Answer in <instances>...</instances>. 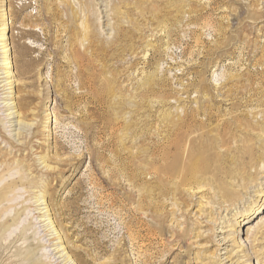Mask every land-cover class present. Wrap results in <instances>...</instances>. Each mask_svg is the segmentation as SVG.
I'll return each instance as SVG.
<instances>
[{
  "label": "rangeland",
  "instance_id": "rangeland-1",
  "mask_svg": "<svg viewBox=\"0 0 264 264\" xmlns=\"http://www.w3.org/2000/svg\"><path fill=\"white\" fill-rule=\"evenodd\" d=\"M3 3L15 67L0 73L13 71L22 124L0 134V148L31 170L14 163L1 182H25L6 213L2 260L264 264V0ZM172 115L186 120L168 138ZM151 199L172 214L164 231Z\"/></svg>",
  "mask_w": 264,
  "mask_h": 264
},
{
  "label": "bare ground",
  "instance_id": "bare-ground-1",
  "mask_svg": "<svg viewBox=\"0 0 264 264\" xmlns=\"http://www.w3.org/2000/svg\"><path fill=\"white\" fill-rule=\"evenodd\" d=\"M50 4L51 3H49L48 2V9H49V11H51V8H50ZM3 6V7H2ZM1 7L3 8L2 10H0V11H3L2 13V15L0 14V17H3V20H2V28H1V34H0V41H2V43L0 44L1 46H2V49H3V55H4V58H3V64H0V65H3V66H5V69H11L12 67H15L14 65H13V62L10 60L11 59V57H10V52L12 51V48L10 47V44L8 43V37H6V33L8 32V31H10L11 30V27H10V24H9V22H8V20H7V17L6 16H4V15H6L7 13L6 12H8V7L6 6V4L5 3H3V5H2ZM5 12V13H4ZM83 25H84V37H87L88 36V34H89V24L84 20L83 21ZM86 39V38H85ZM10 60V61H9ZM1 62V61H0ZM2 68H0V70H1ZM12 70H5V72L4 73H0V97L3 95V97H1V98H3V99H5V100H7V101H3L1 104H3V107H1L0 106V112H2L3 110L4 111H8L7 113H5V114H0V134L1 133H4V135L6 136V134H8V133H11V131H12V129L9 131L8 129L10 128V127H13V126H17V125H20V124H22V122H21V119H19L17 122H18V124H15L14 125V122H16V121H14L13 119L15 118V117H20V113H18L19 112V110H14V109H16V108H21L22 107V103L18 100V102L17 101H15L14 99H16V96H14V94H13V91H10L11 89H13L14 88V83H15V81H13V80H11V78H12ZM2 74H5V76L3 75V76H1ZM18 74H20V73H18ZM4 83V84H3ZM9 86V87H8ZM7 93H10L9 95H4V94H7ZM0 104V105H1ZM5 108V109H4ZM3 109V110H2ZM12 110V111H11ZM14 110V111H13ZM3 111V112H4ZM9 111H11V112H9ZM17 113V116L15 115ZM2 115H4V117H2ZM168 115H170V114H168ZM170 117V116H169ZM171 118V117H170ZM186 119H185V117L183 118V117H181V116H173L172 115V125H173V127L172 128H169V129H166V130H164V132H166L167 133V135H166V137H168V138H170L174 133H175V131L176 130H178V129H180V128H182L183 126H184V121H185ZM48 121H49V123L50 122H53V117H51V115L48 117ZM11 124V125H9V126H7V124ZM263 128H264V126H263ZM262 128V131H264V129ZM24 132H22V130H19L18 131V133L17 134H15V136H20V135H22ZM25 134V133H24ZM10 135H12V134H10ZM34 136V135H33ZM21 137V136H20ZM24 137V136H23ZM22 137V138H23ZM27 136H25V142L22 144V145H25L26 143H28V144H30L31 142H32V138L30 139L29 138V140L26 138ZM192 149L193 148H191L190 147V150L188 151V156L190 157V159L191 160H193L194 159V152H196V151H194L193 150V152H192ZM10 154L11 153H4V152H2V149L0 148V161H1V165H0V167H2V165L5 163V167L2 169V170H0V244H2V242H3V238L5 239V236H4V234L8 231V229L9 228H7L8 226H11L12 224H10L9 222L11 221V220H13V218L12 219H10V217H6V213L12 208V204H10V202L14 199V198H16V196H17V192H16V189L19 187V185H21V184H23L24 185V183L25 182H23V180H24V176H20L18 179H12V180H10V181H8L7 183H5L3 186H1V182L2 181H4V177H5V175H6V173H5V171H10L11 169H12V166L14 165V163H17V165H16V167L17 168H19L18 169V172H21V171H23V168H25V170L26 171H30L31 170V165H27V164H24L22 161H19V159H16V158H13V163H12V165L8 162L9 160H10ZM196 157V156H195ZM41 159H43V158H41ZM196 159V158H195ZM194 159V160H195ZM43 161V163H46V160H42ZM45 167L46 168H48V169H51L52 167L49 165V164H46L45 165ZM149 175L152 177V179H156V178H158V175H159V171L158 170H153V172L151 173H149ZM29 181H31V179L29 180ZM199 188H201V187H203V185H200V186H198ZM149 192V190L148 189H146V191L144 192V193H148ZM44 198V197H43ZM38 197H37V201H38ZM48 204V203H47ZM146 205L149 207V209L148 210H152L151 212H152V216H153V218L159 223V227H158V229H160L161 231H164V230H166L167 228H165V222H166V220L168 219V217H170L172 214L171 213H167V212H165V208H164V206H162L161 204H158V203H156V202H153L152 201V199L151 200H149V202L148 203H146ZM50 206V205H49ZM49 206H46V208H47V210H46V212L48 213L47 215L49 216V221H50V225H52V229L54 230V232L56 233V235H57V237L56 238H58L59 239V245H60V248L61 249H58L57 251L58 252H65L66 251V249H68L67 247H66V245L64 244V241H63V236H62V234H61V232L59 231V229L58 228H56V226L54 225L55 223H54V221L52 220V218L50 217V211L52 210L51 208H49ZM145 207V205L141 202L140 204H139V206H138V208L139 209H142V208H144ZM51 209V210H50ZM257 211H258V209H256V207L255 206H250L246 211H245V213H243V215H245L246 216V218H251L253 215H255L256 213H257ZM43 212V211H42ZM47 217V216H46ZM45 221V220H44ZM164 222V223H163ZM44 226V225H43ZM12 228V227H11ZM157 228V227H156ZM47 229V228H46ZM51 229V228H50ZM3 232V233H2ZM49 232V231H48ZM177 232L178 231H175L174 232V234L172 235L173 237L174 236H176V234H177ZM260 232V231H259ZM258 232V233H259ZM1 233H2V235H1ZM51 233V232H50ZM254 233V232H253ZM258 233L256 234V236H255V239L254 240H257L258 239ZM47 234V233H46ZM263 234H264V232H263ZM54 235V234H53ZM188 235V230H186L185 231V233L182 235V236H177V237H175L174 238V240L172 241V242H170V245H168V250H171L172 249V247H174V246H180V244L181 243H183L184 242V240H185V238H186V236ZM4 236V237H3ZM51 236V235H50ZM55 237V236H54ZM9 239V237H6V240H8ZM55 240V239H54ZM242 240V239H241ZM246 240V239H245ZM51 241H53V240H51ZM55 242V241H54ZM5 244H6V246H5V248H3V249H0V261H1V264L3 263V264H16L15 263V261H13V260H10V258H8V260H10V261H8V262H5L6 260H2V259H4V254H5V251L8 249V247H9V245H10V243H7L6 241H5ZM19 253L17 252V255H18ZM52 254V253H51ZM60 255V254H59ZM59 255H57V256H59ZM55 256V255H54ZM62 257H65L64 259H62L61 260V262L62 261H65V263L64 264H77L76 263V261H74V260H72V257L70 256V254H69V252L67 253L66 252V254H64L63 253V255H61V256H59L58 257V259L59 258H62ZM28 258L30 259H35L36 258V256L32 253L31 255H29L28 256ZM74 258V257H73ZM26 261V260H25ZM60 263V262H59ZM61 264V263H60ZM84 264H90V262H88V261H86L85 260V262H84ZM113 264H119V263H117V262H115V263H113ZM249 264H255V262L253 261V260H251L250 262H249Z\"/></svg>",
  "mask_w": 264,
  "mask_h": 264
}]
</instances>
